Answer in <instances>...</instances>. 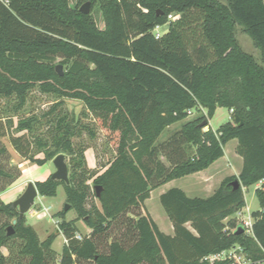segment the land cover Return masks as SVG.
I'll return each mask as SVG.
<instances>
[{
    "label": "trees",
    "instance_id": "obj_1",
    "mask_svg": "<svg viewBox=\"0 0 264 264\" xmlns=\"http://www.w3.org/2000/svg\"><path fill=\"white\" fill-rule=\"evenodd\" d=\"M85 1L100 8L103 29L92 12H82L80 4L72 5V0H0V99L14 98L18 112L35 87L59 97L45 114L54 115V132L38 144L46 147L52 139L54 147L44 150V158L30 160L43 165L66 152L73 173L69 183L53 179L51 174L35 184L41 196L49 197L63 184L67 204L92 229L90 236L78 239L76 220L65 219V208L58 212L62 218L59 227L68 239L60 264H229L201 259L236 245L252 261L263 260L264 0ZM191 11L200 15L196 20L201 43L191 41ZM172 13L180 17L156 34L155 28L166 25ZM238 27L252 38L261 61L242 48ZM58 56L63 58V66L68 64L63 74L55 63ZM66 98L83 102L119 134L116 155L101 173L88 169L85 148L73 142V137L85 131L95 138L96 128L74 124L66 112L55 115ZM197 107L207 111L182 124L174 154L161 152V145L165 146L157 144L161 134ZM218 107L233 109L232 118L237 114L243 124L237 126L229 120L217 130L211 126L204 130ZM10 126L19 131L33 128L32 119ZM233 139L238 140L237 152L243 157L239 176L226 177L206 198L190 197L178 187L161 194L174 234L162 231L152 215L144 212L129 223L135 231L131 244L117 240L108 251H99L93 237L103 234L132 207L144 208L152 190L209 168L225 155L224 147ZM14 142L27 156L18 141ZM185 145H193L195 150L188 151ZM161 154L169 166L160 159ZM1 176L8 172L0 168ZM89 178L101 206H86L90 187L85 182ZM235 179L242 184L237 189L232 184ZM259 183L260 209L252 213L253 235L236 233V221L225 220L246 206L243 187ZM0 213L17 219L14 234L8 235L6 227L1 229L0 248L20 238V253L28 259L20 264H48L55 235L41 240L26 218L20 219L12 201L0 203Z\"/></svg>",
    "mask_w": 264,
    "mask_h": 264
},
{
    "label": "rangeland",
    "instance_id": "obj_2",
    "mask_svg": "<svg viewBox=\"0 0 264 264\" xmlns=\"http://www.w3.org/2000/svg\"><path fill=\"white\" fill-rule=\"evenodd\" d=\"M85 3V0H72V5L80 4V6H82ZM90 9L98 26L103 29L105 27V20L100 8L98 6H90ZM190 14L192 16L191 19L194 21L192 26H190V24L188 25L189 29H192V33H194L190 34L191 41L201 43L202 36L199 29L200 24H198L200 22L196 20L199 19L200 15L195 13V11H191ZM167 27L168 25L156 31L162 32ZM237 38L244 50L252 53L256 59L261 61L260 50L254 44L252 38L241 27L237 29ZM62 60L63 58L58 56L55 63L60 65L62 64ZM67 69L68 64H65L62 67V71H66ZM59 100V97L56 95L43 93L38 87H35L30 91L25 106L20 111L16 112L14 110L16 104L14 98L11 100L0 99V168L8 172V176L0 177V203L13 202L24 193L30 180L34 182L37 180H44L56 171L53 159L57 155L47 160L43 165L33 163L30 158L33 156L44 158V150L53 149L52 139L46 147H41L38 144L40 139L46 140L49 134L54 132V127H56V121L53 118L54 115L46 117L45 114ZM63 100L62 105L55 111V115L57 113L60 114L61 111L64 113L66 112L71 119H74V124H80L82 126L88 124L96 128L97 136L95 138H91L90 134L85 131L81 136L73 137V142L76 146L80 145V147L85 148V158L88 169L93 171V173H101L116 155L115 143L119 138L118 132L115 133L112 125L100 119L96 113L89 112L80 100L70 98ZM206 111L207 110L203 107L193 108L184 120L178 121L166 128L157 141L158 145L165 144V146L161 145V152L174 154L175 146L180 141L178 133L181 130L182 124L205 114ZM231 113V109L219 107L214 117L209 119L208 124L214 130H217L223 123L229 120L233 121ZM27 119H32L33 128L31 130L19 131L16 130L15 127H12L14 124L10 126L12 122L16 123ZM4 126L5 129L3 128ZM15 139L18 141L19 146L27 153V156L16 146L14 142ZM174 142L176 143L174 144ZM185 146L188 151H190L192 147L193 150H195V146L193 145H191L190 148L187 145ZM237 146L238 140H231L224 147L225 155L213 165V170L218 169L220 171L217 181L222 177L225 179L231 175L239 176L243 167V157L238 154ZM162 154L160 155V159L169 166L171 163ZM65 157L69 165V175L72 176L73 169L70 164L71 156L65 152ZM21 164H26V171L21 169ZM190 175L175 179L176 183L172 186L185 187L186 190L189 191L190 196H194L195 194L202 195V188L212 191L214 185H217L215 179L210 185L202 186V178L198 180ZM76 178L80 179L79 173L76 175ZM85 183L90 187V196L86 204L87 208H90L93 204L101 206L99 200L94 195L92 179H86ZM258 186L259 184L247 186L244 190L246 206L250 205L252 212L260 209L259 201L256 196V188ZM162 187L151 191V197L146 201L144 208L132 207L123 216L115 220L103 234H98L93 237L98 245L99 251H108L109 245L117 240L125 245L131 244L135 240V231L129 226V223L144 212H149L164 231H170L169 225L171 220L160 200V191ZM206 193L209 192L206 191ZM66 204L67 196L64 185L61 184L58 186L55 196L49 197L39 194L32 210L25 215L26 224L32 225L35 228L41 240L47 239L52 234L55 235L52 250L48 255V264H60L63 246L68 243L63 231H59L62 218L58 214V212L65 208ZM69 209L65 219L69 221L76 220V225L79 228L77 233L81 234L83 237L90 236L92 229L83 218H78L79 215L75 209ZM13 220L12 217L0 213V231L3 227L7 229V227L12 225ZM187 226L193 229L191 224L188 223ZM22 242L20 238H13L9 240L5 246L0 248V260L3 259V264H20L21 262L24 263L28 261L27 257H24L20 253ZM75 264L95 263L78 261Z\"/></svg>",
    "mask_w": 264,
    "mask_h": 264
},
{
    "label": "water",
    "instance_id": "obj_3",
    "mask_svg": "<svg viewBox=\"0 0 264 264\" xmlns=\"http://www.w3.org/2000/svg\"><path fill=\"white\" fill-rule=\"evenodd\" d=\"M91 2L87 1L85 4H83L80 7V10L84 13H90L91 9ZM63 65L60 64L57 66V70L59 71L60 74H63L62 71ZM233 121L237 126H241L243 124V121L241 118L237 115H233ZM202 125H205V122L202 123ZM210 129V125L206 124L204 130ZM53 163L56 167V171H54L51 175L53 179H58V180H64L66 183H69V165L66 162V157L65 154L61 153L57 155L53 159ZM232 184L234 185V188L237 189L242 186L241 181L239 179H235L232 181ZM97 193L98 196L101 195V188L97 187ZM39 196V190L35 184L34 181H30L27 185V188L25 189L24 193L19 196L17 199L13 201V206L15 208L19 209V217L20 219L24 218L26 213L30 212L32 210L33 205L35 204L36 198ZM70 208L69 204L65 205V209L68 210ZM17 223V219L15 218L13 220V224L7 227V233L8 235H12L15 232L14 225ZM59 232V231H58ZM57 232V233H58ZM244 232V228L242 226H239L238 229L236 230V233H242Z\"/></svg>",
    "mask_w": 264,
    "mask_h": 264
},
{
    "label": "built area",
    "instance_id": "obj_4",
    "mask_svg": "<svg viewBox=\"0 0 264 264\" xmlns=\"http://www.w3.org/2000/svg\"><path fill=\"white\" fill-rule=\"evenodd\" d=\"M180 17V14H170L168 16L169 21L166 25H169L170 21H175ZM164 25V26H166ZM158 25L155 28V33L160 34L161 32H158L156 30H159L160 28L164 27ZM165 30V29H164ZM231 112H233V109H231ZM260 186V183H259ZM246 187H243L245 190ZM253 212L251 211L250 205L244 206L243 208L239 209L237 212H235L233 215L229 216L226 218L225 221H228L229 219L235 220L236 221V227L233 230H237L239 226H242L244 228V232L253 235V225H254V217H253ZM76 237L78 239H83V236L79 233L76 234ZM68 239H66L67 241ZM201 261H207L210 263H215V262H228L229 264H264V259L263 260H258V261H252L249 259L244 252L243 247L236 245L230 249H225L223 251L217 252V253H212L209 255H206L201 259Z\"/></svg>",
    "mask_w": 264,
    "mask_h": 264
},
{
    "label": "crops",
    "instance_id": "obj_5",
    "mask_svg": "<svg viewBox=\"0 0 264 264\" xmlns=\"http://www.w3.org/2000/svg\"><path fill=\"white\" fill-rule=\"evenodd\" d=\"M219 108V107H218ZM217 108V109H218ZM217 111V110H216ZM232 114V113H231ZM216 162H214L209 168H207V169H205V170H202V171H199V172H196V173H194V174H192V175H190V176H193V177H195V178H197L198 180H200L201 178H202V186H206V185H210L211 184V182L213 181V180H215L216 179V186L214 185V188L212 189V191H209L210 189H206V188H202L203 190H202V195H200V194H195L194 196H190V193H189V191H187L186 190V188L185 187H179V186H172V185H174V183H176V181H175V179L174 180H171V181H169V182H167V183H165V184H163L162 186H160V187H162V189H161V191H160V196H161V194H163L164 192H166L167 190H169V189H171V188H173V187H178V188H181V189H183L186 193H187V195L188 196H190V197H204V198H206V197H209V196H211V195H213L214 194V192L216 191V189H218V187L220 186V184H221V182L224 180L223 179V177L222 178H220V179H218V181H217V177H219V173H220V171L218 170V169H212V167H213V165L215 164ZM30 181H32V180H30ZM29 181V182H30ZM38 181V180H37ZM36 182V181H35ZM159 188V187H158ZM158 188H156V189H158ZM206 191H208L209 193H206ZM159 225V224H158ZM170 231L169 230H167V231H164L160 226V229L162 230V231H164L165 233H168V234H174V225H173V223H172V221H171V223H170Z\"/></svg>",
    "mask_w": 264,
    "mask_h": 264
},
{
    "label": "bare ground",
    "instance_id": "obj_6",
    "mask_svg": "<svg viewBox=\"0 0 264 264\" xmlns=\"http://www.w3.org/2000/svg\"><path fill=\"white\" fill-rule=\"evenodd\" d=\"M21 169L23 170V171H26V164H21Z\"/></svg>",
    "mask_w": 264,
    "mask_h": 264
},
{
    "label": "flooded vegetation",
    "instance_id": "obj_7",
    "mask_svg": "<svg viewBox=\"0 0 264 264\" xmlns=\"http://www.w3.org/2000/svg\"><path fill=\"white\" fill-rule=\"evenodd\" d=\"M18 209V208H17ZM59 231H62L61 229H59Z\"/></svg>",
    "mask_w": 264,
    "mask_h": 264
}]
</instances>
